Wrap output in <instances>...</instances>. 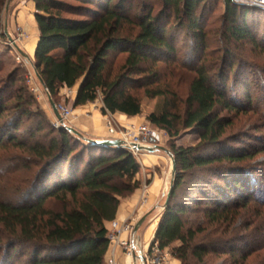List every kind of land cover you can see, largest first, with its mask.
<instances>
[{
	"label": "trees",
	"instance_id": "obj_1",
	"mask_svg": "<svg viewBox=\"0 0 264 264\" xmlns=\"http://www.w3.org/2000/svg\"><path fill=\"white\" fill-rule=\"evenodd\" d=\"M113 1L32 0L38 30L34 70L53 100L61 89L77 86L75 108L94 103L100 95L103 116L108 113L128 118L141 115L142 98L156 100L146 117L150 125L171 138L181 129L198 135L197 146L170 148L176 164L172 194L162 208L151 247L157 243L159 250L170 248L172 257L181 264L190 260L200 263L215 250L196 243L203 229L185 219L190 207L179 194L196 192L202 197L194 203L210 223L232 221L252 200L263 213L260 195L264 189L256 190L249 184L244 166L259 150L251 154L222 149L231 121L220 113H237L239 108L227 93L226 83L216 82L212 68L203 60L208 47L198 10L208 0H159L162 11L155 17L142 0ZM7 2L0 0V15ZM223 4L228 38L248 39L254 45L246 23L251 11L261 8L232 0H223ZM134 6L147 8V14H131ZM172 21L185 26L199 49L194 64L185 68L189 77L183 97L150 68L160 59L175 55ZM126 26L136 33L129 29L126 34ZM116 55H122L123 61L114 68ZM14 80L10 77L8 88ZM20 91L12 109L14 118L3 123L8 108L0 92V150L12 146L26 152L37 161L38 170L17 204L0 202V225L14 238L11 253L25 245L28 253L18 256L28 255L27 264H107L106 224L115 220L120 202L140 187L136 158L122 149L91 146L63 127L55 129L45 119L36 124L29 139L44 128L55 134L54 138L33 143L18 138L22 120L33 115L24 108L29 105L26 91ZM246 102H250L247 97ZM211 150L219 153H208ZM205 175L210 179L200 180ZM48 200L58 203L60 210L49 208Z\"/></svg>",
	"mask_w": 264,
	"mask_h": 264
},
{
	"label": "rangeland",
	"instance_id": "obj_2",
	"mask_svg": "<svg viewBox=\"0 0 264 264\" xmlns=\"http://www.w3.org/2000/svg\"><path fill=\"white\" fill-rule=\"evenodd\" d=\"M29 1L12 0L8 10H6L7 2L0 15V92H3L1 101L8 108L3 119H1V123L14 118L15 111L12 109L17 101L16 96H19L20 90H22V92L26 91L25 97L29 102V105H24V108L31 111L33 115L29 119L24 118L22 120L16 134L18 138L29 143L40 139L47 142L54 138L55 134L50 135L49 130L44 128L33 139H29L30 132H33L36 124L43 119L47 120L55 129H59L56 127L57 119L52 112L50 98L60 116L62 109L70 111L68 119L62 120L64 127L59 122L61 127L74 129L84 138L95 140L92 138L93 136L86 135L85 130L92 115L103 107L101 96L99 95L92 104L75 108L73 104L76 86L70 90L61 89L53 100L43 90L36 77L33 59L21 56L15 47L11 48L7 45L9 40L4 34L5 25L13 42L26 54L24 45L29 42L32 35L26 20L33 11L27 8ZM113 2L117 3V0ZM142 2H147V8L151 10L154 17L162 11L159 0H142ZM147 8L134 6L130 13L145 16L148 11ZM20 10L29 13L25 14L26 18L18 17ZM198 13L200 17H203L202 26L208 47L203 60L210 69L212 68L210 73L216 78V82L226 83L227 93L234 97L236 103L233 104L239 108L237 113L227 111L220 113L221 117H226L231 121V127L226 130L223 136L222 149L225 152L246 150L251 154L259 150V153L244 164L248 170L245 175L246 178H250L249 184L254 189H264V9L251 11L247 18L246 24L252 33L254 45H251L248 39L230 40L225 34L228 27L223 18V0H208L204 5H200ZM172 25L175 55L160 59L157 64L150 68H152V72L158 73L157 75L162 78L163 82L171 85L170 89L173 92L177 93L179 97H183L187 93L189 77L185 68L194 64L193 61L196 59L199 49L196 48L191 34L186 32L185 26L180 27L173 21L170 23V26ZM129 29L136 33V30L131 26H126V34H129ZM121 61H123L122 55H116L113 67L116 68L121 65ZM229 67H232L231 71ZM10 77L15 80L13 86L8 88ZM31 88L35 92H32ZM246 97L250 101L249 103L246 102ZM156 102V100L141 99L142 113L138 116L139 122L135 124L122 123L119 114L102 115V117L99 114L98 116L105 126L107 136L105 140H116V136L110 135L107 129V122L112 120L118 132L136 134L139 126H148L154 132L155 138L154 143H150L149 146L157 145L169 152L172 147L177 149L197 146L199 137L192 130L181 129L177 137L171 138L166 132L156 129L148 123L146 117L153 111ZM47 132L48 136L45 135ZM208 153L217 154L219 152L211 150ZM149 154L143 152L135 157L139 164V174L136 178L140 182V187L127 197L135 196L137 198L136 207L127 219L128 224L133 228L143 214L141 210L146 206L152 179L158 178L161 182L162 194L158 208L149 214L145 223L138 229V234L136 233V239L141 246L144 247L145 244L149 243L148 250L151 248L152 241L149 242V237L144 235L145 231L154 223V220L159 218L172 181L170 158L162 151H155L152 155L158 161L149 163L147 161V158L151 156ZM37 170V161L26 152L17 150L12 146L1 149L0 202L17 204L19 195L30 187ZM203 179L208 180L210 177L205 175L200 180ZM215 182L220 183L219 181ZM187 183L186 188L189 186V181ZM144 186L146 187L145 190ZM207 190L209 189L207 188ZM260 196L258 197L264 199V193ZM179 198L190 207L185 216L188 223L203 229V232L198 235L196 243L208 245L215 250L206 255L202 262L197 263L190 260L189 264H264V212L259 211L261 208L259 209L260 206L255 201L252 200L247 209L238 210L237 216L232 221L228 220L216 224L208 222L201 213L202 209H197L198 206L195 205L194 200L200 201L202 197L196 192L192 195H185L182 192L179 194ZM47 206L57 211L60 210V205L56 202L49 201ZM13 239L0 225V264H27L28 255L20 257L18 254L28 253V247L19 245L16 247V251L11 253L10 249L14 244ZM178 245L175 244L174 246ZM163 252L168 256L166 264H175V261L181 264L180 261L172 257L170 248Z\"/></svg>",
	"mask_w": 264,
	"mask_h": 264
},
{
	"label": "crops",
	"instance_id": "obj_3",
	"mask_svg": "<svg viewBox=\"0 0 264 264\" xmlns=\"http://www.w3.org/2000/svg\"><path fill=\"white\" fill-rule=\"evenodd\" d=\"M27 8L30 10H33L32 15H29L26 18L25 14L27 15L29 13H24V12H22V10H20L18 17L19 18L23 17V18H26V20H27L28 28L30 29V33L32 35L30 36L29 42L26 43V45H24V46H25V51H26L27 57L32 58L34 61L35 47H36V44L38 41V30H37V25L35 22V10H34V3L32 2V0L29 1ZM76 92H77V90H76ZM99 114L101 115L100 117H102L100 108L92 115L91 121H89L88 122L89 124L86 125L85 134L89 135V136H93L92 138H95V140H105V139H107V136L105 134V126H104V122L100 120V117L98 116ZM119 118H120V121H122V123H126V124H133V123L135 124V123L139 122V119H138L139 117L128 118L126 116L119 115ZM155 146H157V145H155ZM152 154H154V153H152ZM152 154H149L151 156H149V158H147V161L149 163H155L158 161L155 159V157ZM161 189H162V187H161L160 180L158 178L152 179V182H151L150 188H149V197H148L146 206L141 210L143 212V214L140 217V219L143 217H146V219H147L149 214L158 208V204L160 202L161 194H162ZM136 203H137V198L135 196L123 200L120 203V206L117 210L115 221H117L118 223H122L125 220H127L128 217L133 212L134 208L136 207ZM146 219H145V221H146ZM145 221H144V223H145ZM158 222H159V218L157 220H154V223L145 231L144 235L149 237V242L153 241V239H154L155 232H156V229L158 226ZM136 224H137V222H136ZM108 226H109V223L106 224V228H108ZM136 233L138 234V232H136ZM136 233L133 232V236L135 238H136ZM141 234H142V232H141ZM128 238H129V236L126 233L121 235V239H128ZM148 245H149V243L145 244L144 247L141 246L139 249H137L135 251V255L133 257H127L123 254L122 250L115 249L114 259H115L116 264H145L144 263V255L148 251V247H149ZM107 258H109V251L106 255V260H107ZM175 264H178V262L175 261Z\"/></svg>",
	"mask_w": 264,
	"mask_h": 264
},
{
	"label": "built area",
	"instance_id": "obj_4",
	"mask_svg": "<svg viewBox=\"0 0 264 264\" xmlns=\"http://www.w3.org/2000/svg\"><path fill=\"white\" fill-rule=\"evenodd\" d=\"M236 4L255 6L258 8L264 9V0H232ZM1 34V31H0ZM7 45L11 48H14L13 43L10 41ZM14 50V49H13ZM32 92H35L34 89L31 88ZM107 115H110L107 113ZM70 116V111L61 110V118L62 120L68 119ZM57 128H61L59 121L56 123ZM115 123L111 120L107 122V129L110 135L116 136V140H119L125 148V151L132 154L134 157L143 153V151H139L138 148L149 147L150 143H154V132L148 126H139L136 130V134L132 132H121L116 130ZM146 187L144 186V190ZM125 220L122 223H118L113 221L109 224L108 229V240H109V258H107V264H116L114 255L115 249L122 250L123 254L127 257H133L135 255V251L141 247L138 240L133 236V229L130 224ZM128 233V239H121V235ZM164 250H159L157 247V243H155L150 250L146 252L144 255V263L145 264H166L168 256Z\"/></svg>",
	"mask_w": 264,
	"mask_h": 264
},
{
	"label": "water",
	"instance_id": "obj_5",
	"mask_svg": "<svg viewBox=\"0 0 264 264\" xmlns=\"http://www.w3.org/2000/svg\"><path fill=\"white\" fill-rule=\"evenodd\" d=\"M12 0H9L8 3H7V9L8 10V6L11 4ZM4 34L6 35L7 39L13 43L14 47L16 48L17 52L27 58V55L20 49L19 46H17V44H15L13 42V40L11 39L10 35L8 34V31H7V26L5 25V28H4ZM36 73V72H35ZM36 77L41 85V87L43 88V90L46 92V94L48 95V92L46 91L45 87H44V84L42 82V80L40 79V77L38 76V74L36 73ZM49 96V95H48ZM49 102H50V105H51V108H52V112L55 116V118L57 119V121L60 122V124L63 126V123H62V118L60 116V114L58 113V110L56 108V106L52 103V101L50 100L49 98ZM64 127V126H63ZM65 129L70 132L71 134H73L75 137L79 138L80 140L88 143L89 145L91 146H94V147H98V148H104V149H122L125 151V148L124 146L122 145V143L119 141V140H112V139H108V140H94V139H87V138H84L83 136H81L77 131H75L74 129H71V128H68V127H65ZM139 151H143V152H146V153H154L155 151H162L164 152L171 160V176H172V181H171V184H170V188H169V191L166 195V200H165V204L163 206V208L167 205L168 201H169V198L172 194V182H173V179H174V176H175V173H176V164H175V161L173 159V156L172 154L162 148V147H159V146H149V147H145V148H141L139 147L138 148ZM146 217H143L141 218L137 224L134 226V229H133V232L136 233L138 231V229L140 228V226L144 223Z\"/></svg>",
	"mask_w": 264,
	"mask_h": 264
}]
</instances>
